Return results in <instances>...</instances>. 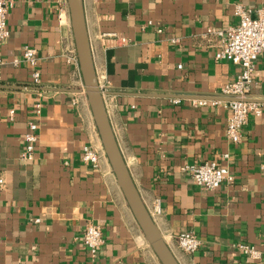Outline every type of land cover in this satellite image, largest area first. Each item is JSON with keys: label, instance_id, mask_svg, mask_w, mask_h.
I'll use <instances>...</instances> for the list:
<instances>
[{"label": "crops", "instance_id": "crops-1", "mask_svg": "<svg viewBox=\"0 0 264 264\" xmlns=\"http://www.w3.org/2000/svg\"><path fill=\"white\" fill-rule=\"evenodd\" d=\"M8 1L0 47V264H161L104 153L79 66L64 56L75 49L67 0ZM236 5L264 12V0H82L116 143L179 264H258L238 243L254 246L264 264V51L247 96L262 104V115H250L232 142L224 105L231 97L221 88L241 68L217 61L220 38L206 33L236 25ZM24 46L36 51L38 84L28 63L12 62ZM30 122L37 141L27 161L20 154ZM87 145L100 153L97 166L81 159ZM206 160L226 167L232 182L215 190L195 185L184 167ZM87 223L102 232L94 257L82 243ZM181 232L201 242L191 255L176 244Z\"/></svg>", "mask_w": 264, "mask_h": 264}, {"label": "built area", "instance_id": "built-area-1", "mask_svg": "<svg viewBox=\"0 0 264 264\" xmlns=\"http://www.w3.org/2000/svg\"><path fill=\"white\" fill-rule=\"evenodd\" d=\"M10 7L8 0H0V47L4 44L8 37V29L6 25V15ZM235 15L238 18L236 25L227 27L222 30H213L208 28L206 33L215 34L220 38L219 49L215 53V59L227 60L233 64L240 66V72L235 79L227 82L221 88V94L235 98L225 102L224 105L229 110V116L226 121V137L232 142H238L241 136V129L246 124L248 117L254 115L259 117L262 115V104L247 99L249 88L252 83L255 71V63L258 56L264 51V12L259 11L254 14L251 10L245 9L240 5L235 6ZM161 31L160 29L158 30ZM172 41H176L173 39ZM67 63L78 64L75 49H70L64 55ZM20 61L28 63L32 68L31 76L35 84L39 83V72L36 69L37 56L35 49L24 46L19 59H13V63ZM4 61L0 59V65ZM83 89V86L81 87ZM176 102H179L178 100ZM206 100H193L192 105H205ZM219 103L218 101L211 102ZM40 103L36 104V114L40 113ZM30 132L24 135L25 146L20 157L24 160L31 161L34 157V147L37 141V135L33 132L36 128L34 122L29 123ZM100 153L91 146H84L81 153V159L89 162L93 166H97ZM187 170L195 185L208 190L217 189L222 183H231L233 176L229 170L212 160H206L200 163L186 165ZM0 184L3 179L0 178ZM156 212L159 209L156 208ZM36 221H38L36 219ZM179 249L186 255H191L199 249L201 242L192 232H181L174 237ZM102 232L97 224L87 223L82 236V243L88 253L94 257L97 249L102 244ZM236 247L253 260L260 264V252L251 245L243 243L236 244Z\"/></svg>", "mask_w": 264, "mask_h": 264}, {"label": "water", "instance_id": "water-1", "mask_svg": "<svg viewBox=\"0 0 264 264\" xmlns=\"http://www.w3.org/2000/svg\"><path fill=\"white\" fill-rule=\"evenodd\" d=\"M67 3L84 92L92 112L104 153L115 175L117 184L142 234L157 256L159 262L161 264H179L144 205L116 143L106 113L102 91L98 85L93 66L82 0H67ZM234 99L235 98L231 97L230 100Z\"/></svg>", "mask_w": 264, "mask_h": 264}]
</instances>
